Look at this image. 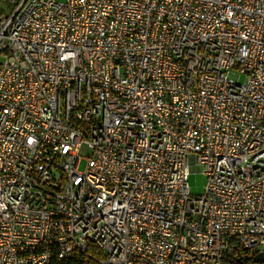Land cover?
Masks as SVG:
<instances>
[{"label": "built area", "instance_id": "obj_1", "mask_svg": "<svg viewBox=\"0 0 264 264\" xmlns=\"http://www.w3.org/2000/svg\"><path fill=\"white\" fill-rule=\"evenodd\" d=\"M92 247L264 262V0H0V264Z\"/></svg>", "mask_w": 264, "mask_h": 264}, {"label": "rangeland", "instance_id": "obj_2", "mask_svg": "<svg viewBox=\"0 0 264 264\" xmlns=\"http://www.w3.org/2000/svg\"><path fill=\"white\" fill-rule=\"evenodd\" d=\"M85 167V159L82 158L78 165V170H83ZM205 175L199 170H193L188 174V185L192 194L201 193L205 184ZM256 264H264V262H257Z\"/></svg>", "mask_w": 264, "mask_h": 264}, {"label": "trees", "instance_id": "obj_3", "mask_svg": "<svg viewBox=\"0 0 264 264\" xmlns=\"http://www.w3.org/2000/svg\"><path fill=\"white\" fill-rule=\"evenodd\" d=\"M93 253L92 258L86 255H75L71 260L61 261L59 264H98L97 261L102 257V253L95 247L90 248Z\"/></svg>", "mask_w": 264, "mask_h": 264}, {"label": "water", "instance_id": "obj_4", "mask_svg": "<svg viewBox=\"0 0 264 264\" xmlns=\"http://www.w3.org/2000/svg\"><path fill=\"white\" fill-rule=\"evenodd\" d=\"M254 261H264V253H258L253 257Z\"/></svg>", "mask_w": 264, "mask_h": 264}]
</instances>
